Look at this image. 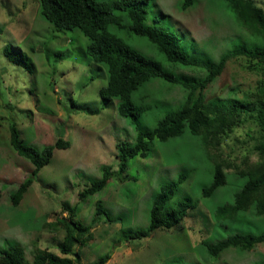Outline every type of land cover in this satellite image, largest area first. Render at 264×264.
I'll list each match as a JSON object with an SVG mask.
<instances>
[{
	"label": "rangeland",
	"instance_id": "374dc122",
	"mask_svg": "<svg viewBox=\"0 0 264 264\" xmlns=\"http://www.w3.org/2000/svg\"><path fill=\"white\" fill-rule=\"evenodd\" d=\"M254 3L264 11V0ZM178 5L179 0H147L146 22L177 30L191 56L215 63L235 47H254L263 41V31L241 25L225 0H194L187 10ZM127 40L162 60L176 75L195 79L205 75L203 67L166 62L156 46L142 37L132 35ZM86 42L80 31L59 29L46 21L38 0H0V254L17 244L23 246L27 264L35 246L61 254L63 228L52 231L42 225L60 216L71 219L63 207L76 206L74 218L93 234L74 247L79 252L77 264L93 262L108 251L111 257L105 264H264V243L250 250L229 247L218 256L207 252V244L236 231L263 233L264 218L250 208L231 220L216 221L215 209L231 203L246 178L226 170L225 183L203 195L212 181L214 162L200 136L188 128L168 139L152 140L147 157H129L125 171L117 173L119 143L133 142L137 129L118 113V99L100 98L99 88L107 83L106 66L85 53ZM261 86L260 63L231 58L205 90V98L207 102L242 100L245 92ZM145 92L148 95L141 99L152 108L141 116V129L153 128L187 96V89L159 79L136 94ZM11 122L16 123L22 141L39 150L57 137L69 142L54 150L18 205L11 203L10 194L33 164L10 145ZM252 136H256L254 123L244 118L222 143L223 155L238 161L244 156L255 159ZM105 166L112 172L105 186L80 199L79 192L99 179ZM173 182L176 185L164 208L190 201L189 213L170 229L126 239L149 225L155 199L163 186ZM97 200L101 212H96Z\"/></svg>",
	"mask_w": 264,
	"mask_h": 264
},
{
	"label": "trees",
	"instance_id": "16d2710c",
	"mask_svg": "<svg viewBox=\"0 0 264 264\" xmlns=\"http://www.w3.org/2000/svg\"><path fill=\"white\" fill-rule=\"evenodd\" d=\"M225 1L241 25L249 27V30L264 33V11L255 5L254 0ZM38 2L40 14L46 21L59 29L80 31L86 37L85 53L94 62L106 66L107 83L99 88L100 98L109 101L118 99V113L127 117L137 129L133 142L119 143L117 173L125 171L129 157L136 155L147 157L152 140H165L188 128L191 133L200 136L214 162L213 178L211 183L203 188V195H210L225 183L226 170L246 178L243 186L235 193L233 201L215 209L216 221L231 220L239 212H246L250 208L255 210L257 216L264 218V86L253 93L245 92L242 100L207 102L205 98V90L220 75L231 58L246 57L249 60H256L264 69V34L261 44L254 47H235L220 56L217 62L212 63L191 56L188 47L183 43L182 34L177 30L148 24L147 0H38ZM193 3L194 0H179L178 8L187 10ZM132 35L142 37L155 45L166 62L203 67L205 75L199 79L176 75L164 66L162 60L143 53L131 44L127 39ZM6 50L8 46L5 47ZM154 79L169 85L182 86L187 89V96L179 108L167 112L157 120L153 128L141 129L140 118L152 108V105L141 99L148 95L146 92L136 93ZM246 112L249 115L246 116ZM247 117L254 123L256 136L251 137L255 141L251 153L256 154V158L244 156L238 161L224 156L222 143ZM8 130L10 145L17 154L33 164L30 173L10 194L11 203L18 205L38 171L50 162L54 150L67 147L69 142L57 137L53 144L39 150L22 141L15 122L8 124ZM111 173L110 167L105 166L102 176L81 190L79 198L83 199L101 190L110 179ZM174 185L175 182L162 187L150 209L149 225L145 229L135 230L126 239L146 237L159 228L170 229L178 225L189 213L192 207L190 201L179 202L171 209L164 208ZM101 210L100 201L97 200L96 212ZM64 211H68L71 219L60 216L42 225L44 229L52 231L63 228L64 234L59 246L61 254L35 246L30 264H77L79 252H75L74 247L77 244H85L93 234L89 231V226L74 218L76 206H64ZM259 243H264V231L260 234L236 231L226 238L207 244V252L218 256L229 247L250 250ZM110 257L111 252L108 251L88 264H105ZM0 263L27 264L23 246L17 244L3 249Z\"/></svg>",
	"mask_w": 264,
	"mask_h": 264
}]
</instances>
